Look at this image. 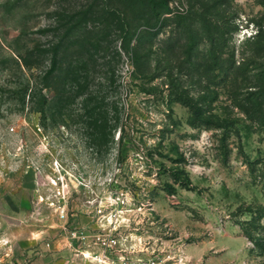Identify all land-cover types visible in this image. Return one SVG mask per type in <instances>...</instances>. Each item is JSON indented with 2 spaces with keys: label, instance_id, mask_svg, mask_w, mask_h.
I'll list each match as a JSON object with an SVG mask.
<instances>
[{
  "label": "rangeland",
  "instance_id": "rangeland-1",
  "mask_svg": "<svg viewBox=\"0 0 264 264\" xmlns=\"http://www.w3.org/2000/svg\"><path fill=\"white\" fill-rule=\"evenodd\" d=\"M214 1L164 0L143 46L120 0H0V264H99L80 238L95 232L166 264H264V229L259 246L245 232L264 211V51L247 43L264 38V0L210 10L220 60L193 16ZM169 79L206 124L170 101ZM174 167L191 183L170 192Z\"/></svg>",
  "mask_w": 264,
  "mask_h": 264
},
{
  "label": "trees",
  "instance_id": "trees-1",
  "mask_svg": "<svg viewBox=\"0 0 264 264\" xmlns=\"http://www.w3.org/2000/svg\"><path fill=\"white\" fill-rule=\"evenodd\" d=\"M121 2H123L125 4V8L132 11L133 13H137V17L138 20H142L143 21V25H147V28H143L141 30V32L139 33V44L143 45L146 43V41L148 42L149 40H152L153 36L156 33H152L153 31H151L148 27L150 26V28L152 27V21L154 19V17H157L158 15H160L161 13H163L165 11V6L166 3L164 2V0H161L160 3L157 4L156 0H120ZM219 2H221V0L219 1H214L212 6H206L208 5L207 3L203 4V7L201 10L199 11H194L193 16H197L196 20H199L202 23V28L203 31L206 35V38H210L209 42L212 43V45L210 46L209 49H207L204 53V55L206 56H213L214 59L216 60H220V59H224L223 55H224V47L221 46V43L215 45V41L216 38L218 36V34L220 33V31L223 30L222 27H220L217 24V19L214 20L213 23L217 24L213 25L211 18L209 17V15L212 16H218L217 13H215V15L213 13L210 12V10L214 7V5L218 4ZM213 10V9H212ZM210 12V13H209ZM181 18V17H178ZM177 18V19H178ZM181 26V22L179 23L178 27ZM185 27V24H184ZM211 30H214L213 32V36L211 34ZM188 32V31H187ZM217 34V36H215ZM225 34V32L223 31L220 35L223 36ZM188 35V34H187ZM219 37V38H220ZM187 38H189L187 36ZM193 39V38H191ZM254 40H250L247 39V43L248 46L253 44V50L255 52L260 53L261 51H264V38L261 39V32L257 33V35H255L253 37ZM84 44V42H83ZM138 48V46H136ZM136 48V49H137ZM147 49H145V54L142 55V53L139 50H136L133 52L132 57H133V63L134 66L137 68H139V65H141L142 63V59L145 57V55H148V51ZM57 50H56V54L54 55L53 61H52V67L49 70V74L48 76V81H47V77H46V83L45 86L49 87L51 86V84H54L55 81L57 82L56 79H58V77H61V73L58 75L56 72L59 69V65H58V61H57ZM234 54L235 52L232 53V57L231 59H234ZM19 58L22 60V63L25 66H31L32 63H30L28 61V59L26 57H21V55L19 54ZM229 59V58H228ZM222 61V60H221ZM222 71L225 70V68L221 67L220 68ZM225 74H228V70L225 72ZM165 84L168 85V89H169V93H170V101L171 102H179L182 103L186 106H188L190 108V112H191V119L189 121V124L192 127H198V126H202L204 124H206V121L204 119L201 118L200 115V111L198 108H196V106L192 103L191 98L189 97V95L186 94V90H184V88L180 85H176L175 82L171 81L169 79V83L167 81H165ZM19 92L23 93L22 96H25L26 93L31 90V88L29 86L26 85H21V87H18ZM32 92V91H31ZM258 94L262 95V98L264 99V90H260V92H258ZM31 95V94H30ZM35 96V93L33 94V97ZM43 101L44 104L48 103V98H46V96L43 97ZM89 106V105H88ZM98 120V119H96ZM109 120L107 119H102V122L104 125L102 127H106V124H108ZM95 123H97V121H95ZM178 158V159H177ZM176 159H174V163H179V162H183V160H185V158L183 157V155H179ZM179 166V165H177ZM171 179L173 180L172 183L167 182L166 183V189H168L170 192L172 189H176V187L174 186V184H179L182 187H188L191 183L188 173L186 172V169L184 168H180V167H174L171 170ZM185 175V178L182 179V177ZM252 211V210H251ZM263 210L262 209H256L255 212H251L252 216L249 220L246 221V234L249 236V238L254 241L255 246H259L261 243V231L264 229V226L261 223V218L264 216L263 214ZM255 234H260L258 235L259 237H257V235Z\"/></svg>",
  "mask_w": 264,
  "mask_h": 264
},
{
  "label": "built area",
  "instance_id": "built-area-1",
  "mask_svg": "<svg viewBox=\"0 0 264 264\" xmlns=\"http://www.w3.org/2000/svg\"><path fill=\"white\" fill-rule=\"evenodd\" d=\"M80 238L83 240V245H87L90 248H98L95 252L91 250L93 253L91 256L85 252L82 253L86 258H94L99 264H166L169 260L156 256L140 257L135 255L134 251H130L127 254L122 253L120 240L111 233L95 232L90 235L82 233Z\"/></svg>",
  "mask_w": 264,
  "mask_h": 264
}]
</instances>
